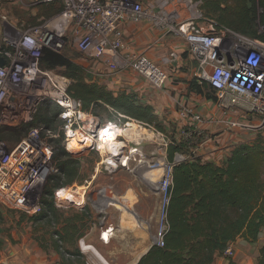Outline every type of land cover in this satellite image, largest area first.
<instances>
[{
  "label": "built area",
  "instance_id": "built-area-1",
  "mask_svg": "<svg viewBox=\"0 0 264 264\" xmlns=\"http://www.w3.org/2000/svg\"><path fill=\"white\" fill-rule=\"evenodd\" d=\"M44 1H60L62 10L18 33L16 39L7 32L4 34L2 54L7 63L0 64V129L32 122L43 103L50 99L60 106L59 116L64 122L62 128L66 132L68 145L71 134L81 132L90 136L89 145L102 154L106 152L99 138L108 129L113 137L119 139V125L113 121L103 125L98 116L83 110L82 101L69 91L71 78L44 67L42 57L46 48L63 53L70 40L83 55H96L116 71L134 70L151 83L163 86L170 78L169 71L148 55L132 51L121 30L123 22L144 20L153 21L165 31L183 35L190 52L198 61L196 77L200 82L206 80L214 87L222 110L248 116L247 119L230 118L227 123L230 129H264V39H254L238 32L227 35L204 30L198 22L203 13L197 5L202 0H184L186 15L178 8L169 9L160 3L145 4L139 0ZM232 43L234 46L230 47ZM172 56L175 57L176 53H172ZM179 115L187 123H193L192 129L185 127L181 130L184 139H190L191 132L195 130L205 133L200 124L206 118L195 108L183 104ZM82 116L88 117L91 124L88 130L80 123ZM123 144L128 146L127 143ZM123 146L119 151L117 148L118 153ZM108 148L111 151V147ZM196 149L198 146L189 145L186 153L177 152L173 160L167 156L144 161L147 166L143 170L157 172L161 169L157 183L151 177L143 178L140 174L160 194V225L153 240L157 245H165L174 166L197 156ZM116 156L112 159L113 163L107 160L101 163L106 162L109 169L127 163L125 153L122 157ZM101 163H98L97 170ZM58 171L54 147L40 127H32L14 147L0 140V201L21 211L41 212L46 183L50 175ZM92 181L86 179L77 190L83 188V194L86 193ZM78 193L83 197L82 192ZM231 243L224 250L229 257L235 254V247Z\"/></svg>",
  "mask_w": 264,
  "mask_h": 264
},
{
  "label": "trees",
  "instance_id": "trees-1",
  "mask_svg": "<svg viewBox=\"0 0 264 264\" xmlns=\"http://www.w3.org/2000/svg\"><path fill=\"white\" fill-rule=\"evenodd\" d=\"M55 3L47 15L62 10V3ZM201 10L220 28L264 39L261 31L264 27V0H203ZM42 65L51 69L64 67L63 73L71 78L70 93L82 101L83 110L98 116L102 123L113 121L123 126L136 121L131 123L138 122L162 133L168 139L170 160L177 152L188 151L190 140L181 136L177 138L168 131L154 105L141 102L135 92L115 91L99 79L87 80L83 65L50 48L44 51ZM189 91L216 97L210 82H200L198 77L190 81ZM59 113L60 106L47 99L35 119L21 125L22 130L27 133L40 123L55 128L54 121L58 120ZM63 123L61 121V126ZM61 135L58 145L54 146V160L59 171L52 173L46 183L41 215L56 210L58 193L82 181L81 160L62 144L64 130ZM53 141L52 137L48 140L51 144ZM263 169V135L236 145L222 165L202 161L198 155L176 163L170 188L165 245L152 244L135 264H211L216 251H224L238 236L249 241L257 240L264 226ZM3 217L0 209V220ZM231 264L236 262L232 260ZM257 264H264V243Z\"/></svg>",
  "mask_w": 264,
  "mask_h": 264
},
{
  "label": "rangeland",
  "instance_id": "rangeland-1",
  "mask_svg": "<svg viewBox=\"0 0 264 264\" xmlns=\"http://www.w3.org/2000/svg\"><path fill=\"white\" fill-rule=\"evenodd\" d=\"M157 1L162 5H165L164 2H166L164 0ZM202 2L203 0L197 5L200 10ZM182 13L186 14V11L184 10ZM198 22L206 31L227 35L235 32L218 27L214 19L204 15L199 18ZM38 23L40 21L34 24ZM261 29L264 33V27ZM7 33L15 39L18 36V33L13 29L8 28ZM251 37L256 39L254 36ZM233 46V43L230 44V47ZM63 53L74 59H77L79 54L83 55L70 40ZM64 69L60 66L55 68L57 73L65 75ZM194 78L195 76H192L188 82ZM215 98L217 99V97ZM54 122L55 128H48L45 123L37 125L42 129L46 139L54 138L53 147L58 145L63 130L60 124V116ZM131 122L136 121L127 122L123 126L119 125L121 128L119 140L128 144L127 147L125 144L121 147V154L118 153L120 147L118 151L117 148L110 151L107 146H105L106 152L102 154L96 147L89 145L90 140L74 148L68 147L66 132H64L62 144L81 160L80 175L82 181L74 183L60 193L73 194L72 190L77 191L86 179L93 181L86 188V193L83 194V188H79L78 192H82L83 197L78 192L72 197L61 198V196H56L57 208L49 214L41 215V212L21 211L0 201V209L4 215L0 220V261H6L9 264H103L91 251H85L82 248V240L95 245L110 260L118 257V255L127 258L130 254H134V251H140V248H132L131 245L140 239L142 234L146 235L145 237L149 241L154 240V234L160 225V194L154 191L152 186L143 178L151 177L155 183L158 182L159 178H154L157 176V172L147 176L149 170H143L147 166L144 161L167 157L168 139L162 133L137 122L147 129L137 124L138 127L151 131L156 136L133 140L126 135L125 131L128 126H131L129 124ZM80 123L86 130L91 127L88 117L81 118ZM101 124L104 125L105 123L101 122ZM22 126L4 129L0 132V140L3 139L8 145L14 147L29 132L24 133ZM170 132L180 138L179 131L170 130ZM80 134L90 138L86 133L80 132ZM206 135H209L207 131L204 133V136ZM124 153L127 155V163L118 168L109 169L106 167V162L101 163L103 160H112L117 157L116 155L122 157ZM197 153H199L198 149H196L195 154ZM99 162L101 164L97 170ZM94 175H96L95 178H93ZM101 189L108 192L99 196ZM125 218H127L126 222ZM125 223L136 230L132 232L121 231ZM110 228L112 229L111 232H106Z\"/></svg>",
  "mask_w": 264,
  "mask_h": 264
},
{
  "label": "crops",
  "instance_id": "crops-1",
  "mask_svg": "<svg viewBox=\"0 0 264 264\" xmlns=\"http://www.w3.org/2000/svg\"><path fill=\"white\" fill-rule=\"evenodd\" d=\"M139 1L145 4L158 2L157 0ZM164 1H166L164 2L165 6L169 9L178 8L181 11H186L184 0ZM55 2L57 1L0 0V43L3 42L4 34L8 28L21 33L34 25L35 22H41L57 14L47 15V11L53 4H56ZM121 30L132 51L144 53L154 59L169 71L170 78L163 86H157L134 70L116 71L96 55L79 54L78 58L74 60L85 67L87 80L99 79L115 91L126 89L135 92L141 102L154 105L168 131L177 130L181 137H183L181 130L185 127L192 129L193 123H187L180 117V107L186 104L195 108L206 118V121L200 125L209 133L210 139L207 141L208 137L202 134L203 131L201 133L198 130L191 132L190 139H185L190 140V145L198 146V156L202 161H212L222 165L229 159L236 145L253 141L259 135L264 136V129L242 127L230 129L227 124L230 118L247 119L248 116L234 111L226 113L215 97H207L189 91L190 82L188 80L192 76H197L198 61L190 52L189 44L183 35L165 31L151 20L123 22ZM172 53H176V56L173 57ZM104 192L108 191L101 189L99 196ZM124 220L126 222L127 218ZM119 224L121 225V223ZM132 228L128 223H125L121 231L132 232L136 230ZM145 236L142 234L141 238L131 245L132 248H140L141 250L134 251V254H130L127 258L118 255V257L110 260L95 245H92L108 264H135L153 244V241H149ZM231 242L235 247V254L229 257L224 251L217 250L211 264H231L232 260L236 264H257L260 249L264 243V226L255 241H249L243 236H238Z\"/></svg>",
  "mask_w": 264,
  "mask_h": 264
},
{
  "label": "bare ground",
  "instance_id": "bare-ground-1",
  "mask_svg": "<svg viewBox=\"0 0 264 264\" xmlns=\"http://www.w3.org/2000/svg\"><path fill=\"white\" fill-rule=\"evenodd\" d=\"M137 124L138 123H131V126L130 127L128 126V128L125 130L126 131V135L129 138H131L133 140H138V139H141V138H154L156 136L151 131L144 130V129H147V128H145L144 126L138 124L142 128H144V129H141L140 127L137 126ZM71 136H72L71 137V141H70L68 147H73L74 148L76 146H79L83 142H86V141L89 142V140H91L88 136L80 134V132L75 133V134H71ZM99 141L101 143V147H102L103 150L106 149L105 146L111 147V149H114V147L119 148L120 146L124 145L121 140H119L118 138L113 137V134H111L110 130H108V129H106V132L103 133V136L101 138H99ZM114 150H116V149H114ZM107 161H110V163H113L112 160L108 159ZM154 171H148V175L147 176L153 175ZM160 175H161V169H159L157 171V176H155L154 178L158 179L159 178L158 176H160ZM72 192H73V194H75V193L78 192V190L77 191L74 190ZM73 194L64 193V194L61 195V198L72 197ZM82 246H83V249L85 251H91L97 257L98 261L100 260L103 264H108L105 261V259L101 256V254L97 251V249L92 244L82 240Z\"/></svg>",
  "mask_w": 264,
  "mask_h": 264
},
{
  "label": "water",
  "instance_id": "water-1",
  "mask_svg": "<svg viewBox=\"0 0 264 264\" xmlns=\"http://www.w3.org/2000/svg\"><path fill=\"white\" fill-rule=\"evenodd\" d=\"M3 45L0 43V64L5 65L7 63L6 57L2 54ZM154 244V243H153ZM0 264H9L6 261H0Z\"/></svg>",
  "mask_w": 264,
  "mask_h": 264
}]
</instances>
